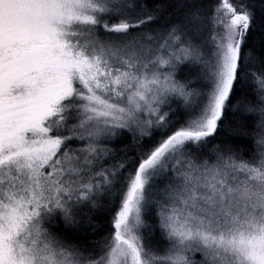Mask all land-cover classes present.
<instances>
[{"label": "snow or ice", "instance_id": "6c2138e0", "mask_svg": "<svg viewBox=\"0 0 264 264\" xmlns=\"http://www.w3.org/2000/svg\"><path fill=\"white\" fill-rule=\"evenodd\" d=\"M0 264H264V0H0Z\"/></svg>", "mask_w": 264, "mask_h": 264}]
</instances>
